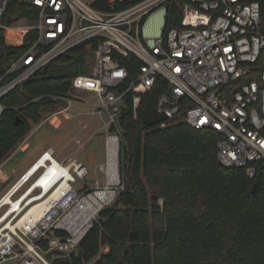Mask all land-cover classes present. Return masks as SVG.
I'll return each instance as SVG.
<instances>
[{"label":"built area","instance_id":"built-area-1","mask_svg":"<svg viewBox=\"0 0 264 264\" xmlns=\"http://www.w3.org/2000/svg\"><path fill=\"white\" fill-rule=\"evenodd\" d=\"M8 1L0 0V36L12 53L26 37L28 45L0 74V115L39 99L21 106L4 101L37 71L77 46L94 44L90 71L71 78L69 95L48 96L62 104L40 122L59 114H98L103 159L89 183V166L75 156L58 159L49 147L35 158L0 196V210L6 207L0 214V264L79 257L81 240L123 188L118 115L124 96L132 93L136 118L158 76L165 82L157 100L164 116L160 128L175 121L184 106L183 122L219 133L220 164L243 168L248 178L264 167V0H185L180 26L165 35L167 0H104L103 10L93 6L103 0H21L37 14L31 21L16 12L10 23L3 21ZM155 12L161 17L153 26L148 21ZM21 19L24 23L17 24ZM131 55L141 62L138 74L118 90L129 80L118 58ZM94 135L76 138L78 148ZM28 140L29 133L0 162V181L9 178L6 163L29 147Z\"/></svg>","mask_w":264,"mask_h":264},{"label":"trees","instance_id":"trees-1","mask_svg":"<svg viewBox=\"0 0 264 264\" xmlns=\"http://www.w3.org/2000/svg\"><path fill=\"white\" fill-rule=\"evenodd\" d=\"M184 2L164 3L163 35L180 26ZM93 6L103 10L104 0ZM16 12L31 21L37 14L21 0H9L3 21L13 22ZM88 44L58 56L5 97L11 106L39 99L0 115V162L32 124L62 104L48 96L69 95L71 78L88 72L83 58L95 47ZM27 45L28 37L12 53L0 36V74ZM118 60L129 74L118 88L122 90L136 78L141 62L133 55ZM155 85L162 91L165 82L158 76ZM146 97L135 118L133 95L127 93L118 115L123 181L118 205L100 211L79 244L83 257L56 259L53 264H264V167L248 178L243 168L220 164L219 133L183 122L184 106L165 128L146 126L141 118ZM16 115L21 118L17 124Z\"/></svg>","mask_w":264,"mask_h":264},{"label":"rangeland","instance_id":"rangeland-1","mask_svg":"<svg viewBox=\"0 0 264 264\" xmlns=\"http://www.w3.org/2000/svg\"><path fill=\"white\" fill-rule=\"evenodd\" d=\"M157 7L154 11L158 10ZM25 20L21 19L17 24H23ZM157 19L155 25L159 23ZM93 63V56L91 52L83 58V68L90 71ZM254 79V74L252 75ZM84 96V95H83ZM86 124L85 127L83 125ZM101 120L99 115L79 116L62 115L51 117L45 122H40L31 125L29 132V147L24 151H18L7 161L5 170L8 172L9 178L6 181H0V196L10 187V185L18 178V176L26 170L35 158L45 149L52 147L54 155L58 159L67 157H77L79 160L85 162L90 169V174L87 177V182L95 180L98 175L97 165L102 162V130ZM95 133L93 138L89 140L86 145L78 148L75 140L79 138L85 140L89 135ZM96 167L97 171L94 169ZM12 169L15 172H12ZM93 173V174H92ZM96 174V175H95ZM29 184V183H28ZM23 187L12 199H15L23 189ZM93 185V183H92ZM6 207L0 210V214L4 212Z\"/></svg>","mask_w":264,"mask_h":264},{"label":"water","instance_id":"water-1","mask_svg":"<svg viewBox=\"0 0 264 264\" xmlns=\"http://www.w3.org/2000/svg\"><path fill=\"white\" fill-rule=\"evenodd\" d=\"M17 15V14H16ZM14 16L16 18L17 16ZM159 87L157 85L153 86V88L148 93L146 100L141 109V118L143 123L146 126H155L158 125L161 121L164 120V116L157 111V100L159 97ZM21 121V118L16 115L14 118V123L17 124ZM254 190V186L252 188ZM114 207L118 205V200H115L112 204ZM77 254L79 257H83V251L81 248L78 249Z\"/></svg>","mask_w":264,"mask_h":264},{"label":"bare ground","instance_id":"bare-ground-1","mask_svg":"<svg viewBox=\"0 0 264 264\" xmlns=\"http://www.w3.org/2000/svg\"><path fill=\"white\" fill-rule=\"evenodd\" d=\"M161 17V14L159 12H155L149 19L148 22H150L151 20H154V19H160Z\"/></svg>","mask_w":264,"mask_h":264},{"label":"crops","instance_id":"crops-1","mask_svg":"<svg viewBox=\"0 0 264 264\" xmlns=\"http://www.w3.org/2000/svg\"><path fill=\"white\" fill-rule=\"evenodd\" d=\"M156 22H157V19H154V20H152L151 24L154 26ZM51 148H52V147H51ZM60 159H61V158H60Z\"/></svg>","mask_w":264,"mask_h":264}]
</instances>
